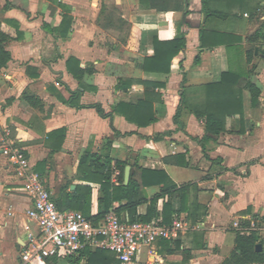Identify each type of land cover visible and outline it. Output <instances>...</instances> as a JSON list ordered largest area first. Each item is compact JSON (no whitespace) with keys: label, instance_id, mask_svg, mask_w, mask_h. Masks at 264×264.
Listing matches in <instances>:
<instances>
[{"label":"crops","instance_id":"0c3cea01","mask_svg":"<svg viewBox=\"0 0 264 264\" xmlns=\"http://www.w3.org/2000/svg\"><path fill=\"white\" fill-rule=\"evenodd\" d=\"M201 1L184 0L183 11L157 12L142 8L138 0H0V30L8 37L4 49L10 54L0 70V264H23L25 212L31 206L30 198L20 192L13 166L2 155L9 143L28 156L53 196L75 179L80 156L85 151L98 153L106 140L110 157L126 163L130 178L138 180V169H147L165 172L177 188L189 185L188 211L178 217L188 230L177 239V247L170 243L172 253L157 242L142 247L133 264H220L234 248L238 232L233 223L264 222V44L254 46L249 64L245 54L252 45L248 38L264 15V0L251 1V10L260 7L254 16L230 0H208V10L228 16L207 20ZM65 14L70 30L61 38L57 30ZM119 18L126 23L122 29ZM202 29L227 36L207 40L219 46L201 49ZM178 34L184 35L186 45L172 60L170 73L144 71V60L154 55V38L166 42ZM69 58L93 70L82 78L84 89L66 70ZM230 68L250 71L241 85L248 81L260 92L253 107L243 91L244 131L236 133V117H229L224 132L205 140L204 121L188 112L180 116L182 126L176 124L183 89H198L189 97L200 101L201 88L218 83ZM77 91L82 92L80 108L62 103ZM26 94L38 97L41 107L30 106ZM147 96L154 123L140 124L143 118L128 121L117 111L119 104L137 106ZM59 129L64 130V140L60 150L52 152L57 142L48 135ZM57 165L60 183L54 192L47 179ZM117 175L116 171L113 183ZM158 193L157 186L139 188V197L147 202ZM101 197L94 188L92 216L104 211ZM165 201H157L158 213ZM149 206L140 204L137 215L146 216ZM122 219H128L126 213ZM56 264L68 263L58 258Z\"/></svg>","mask_w":264,"mask_h":264},{"label":"trees","instance_id":"16d2710c","mask_svg":"<svg viewBox=\"0 0 264 264\" xmlns=\"http://www.w3.org/2000/svg\"><path fill=\"white\" fill-rule=\"evenodd\" d=\"M138 1L142 8L155 10L157 12L183 11L185 7L184 0ZM251 1L252 0H230L232 4L242 6L241 8L246 11L248 16H254V12L259 10L260 7L257 6L255 9L251 10ZM201 2L205 20L211 17L225 18L228 16V14L225 13L208 10V0H202ZM261 17L262 20L259 21V28L248 38V43L252 44L245 52L248 64L253 57L254 46L262 47V44H264V15H261ZM118 22L121 29L123 25L126 24L121 18L118 19ZM69 30L70 17L65 14L57 30L58 35H60L61 38H65ZM211 33L214 32L205 29L200 31L199 40L201 49L219 46L216 43L209 44L207 40L224 38L227 36L214 33V37L212 38ZM7 39V35L0 30V70L10 61V54L4 49V44ZM185 45L186 41L183 34H178L173 40L166 42H161L157 38H154V55L144 60L142 69L146 72L170 73L172 60L185 48ZM225 46L226 48H231L232 45L227 44ZM197 62L198 59L196 58L195 63ZM66 70L78 81L82 89H84L82 85L83 76L93 73L92 69L80 68L78 61L74 58H69L66 61ZM249 72L250 71L244 72L243 69L240 68H230L228 72L222 74L221 80L218 83L209 84L201 88L203 90V98L200 101H192L189 97V93L198 89L193 90L191 88H184L180 95V102L174 116V122L182 126L179 119L183 112H188L197 119L203 120L206 131L204 139L206 140L218 137L225 130L226 119L229 117H236V125L240 127L236 129V133L241 134L244 131L243 91L249 93L253 107L257 105V99L260 95L259 90L250 82L246 81L243 86L241 85V80L247 77ZM185 81L186 74L184 73L182 79L183 85ZM81 95L82 92L79 91L71 93L69 100H62V103L74 108H80L81 106L78 103ZM24 99L33 108L39 109L41 107L40 99L34 95L26 94L24 95ZM93 108L100 117H106L100 106H94ZM152 108V102L149 100V96H147V98L141 101L137 106L119 104L117 106V111L128 121L134 122L137 121L136 119L143 118L145 122L140 124L148 126L156 121V118L151 114ZM137 123L139 124V122ZM48 139L56 140L57 144L52 147V152H57L60 150L64 140V130L59 129L51 132L48 135ZM165 161L168 160L166 159ZM125 165V162L117 161L110 157V142L108 140L104 142L98 153L85 151L78 160L77 176L75 179L61 186L56 195L52 197L54 204L59 211L72 210L80 212L86 219L92 222L103 220L107 213L113 211L120 219H122V214L126 213L128 217L127 220L131 223H148L156 219L160 225L165 226L170 225L174 218H178L182 213L188 211L187 191L189 185L177 188L163 171L138 169L140 172L138 180L135 179V177H131L129 183L124 186L123 170ZM34 171L38 173L36 169H34ZM116 171L118 175L115 178V184L112 182V177ZM70 186H74L72 191H70ZM141 186H157L159 187V193L147 202L139 197V188ZM94 188L100 190L102 197L99 200L104 206V211L96 216L90 214L91 192ZM159 199H166L163 203L161 213H158L155 207ZM114 202L119 203L117 208L112 207ZM143 203H149L150 206L147 215L140 217L137 215L136 209ZM156 242L165 248L167 253H172L174 251L171 249L170 243L175 244L176 247L178 244L177 240L173 242L157 240ZM257 244L263 246V241L259 240L256 234L241 235L237 233L233 250L220 264H264V250L256 251L255 246ZM64 260L68 264H80L82 261L84 262L83 264H117L115 256L107 250L86 249L78 254L67 255L64 257ZM45 262L46 264H56L57 258H46ZM184 263L185 260L181 264Z\"/></svg>","mask_w":264,"mask_h":264},{"label":"built area","instance_id":"2783aa9c","mask_svg":"<svg viewBox=\"0 0 264 264\" xmlns=\"http://www.w3.org/2000/svg\"><path fill=\"white\" fill-rule=\"evenodd\" d=\"M1 152L14 168L20 192L31 201L25 212L26 242L20 255L23 264H46V258H64L86 249L107 250L117 264H133L142 247L157 240L175 241L188 230L181 218H175L168 226L157 221L131 223L110 211L102 221L92 222L80 212L59 211L28 156L10 143ZM233 228L241 235L256 234L264 241V222L251 221L241 226L236 221Z\"/></svg>","mask_w":264,"mask_h":264},{"label":"rangeland","instance_id":"374dc122","mask_svg":"<svg viewBox=\"0 0 264 264\" xmlns=\"http://www.w3.org/2000/svg\"><path fill=\"white\" fill-rule=\"evenodd\" d=\"M48 185L53 189L54 192L58 190L60 181L58 180V165L54 167L47 179Z\"/></svg>","mask_w":264,"mask_h":264},{"label":"water","instance_id":"95a60500","mask_svg":"<svg viewBox=\"0 0 264 264\" xmlns=\"http://www.w3.org/2000/svg\"><path fill=\"white\" fill-rule=\"evenodd\" d=\"M263 52H264V48H263ZM129 178H130V168L129 167H125V169H124V185H127L129 183ZM73 189H74V186H71V190H73ZM255 250L256 251H261L262 250V246L260 244H257L255 246Z\"/></svg>","mask_w":264,"mask_h":264}]
</instances>
